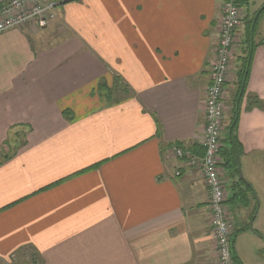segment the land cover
Here are the masks:
<instances>
[{"label": "crops", "instance_id": "obj_1", "mask_svg": "<svg viewBox=\"0 0 264 264\" xmlns=\"http://www.w3.org/2000/svg\"><path fill=\"white\" fill-rule=\"evenodd\" d=\"M263 3L242 0L221 142L243 23ZM221 11L222 0H61L46 28L0 34V264H213L203 175L170 148L203 155ZM254 40L237 127L251 189L220 166L236 264L235 236L264 242L253 228L263 218L264 18Z\"/></svg>", "mask_w": 264, "mask_h": 264}, {"label": "built area", "instance_id": "obj_2", "mask_svg": "<svg viewBox=\"0 0 264 264\" xmlns=\"http://www.w3.org/2000/svg\"><path fill=\"white\" fill-rule=\"evenodd\" d=\"M0 0V34L13 29L42 30L55 19V8L61 0ZM242 0H222L215 59L209 70L205 90V127L201 138L203 155L192 156L173 145L170 152L178 159L186 158L189 166L198 167L209 195L215 259L213 264H234L231 255L232 225L225 204V183L221 177V132L223 130V95L229 75L234 34L242 24ZM179 175V173H177Z\"/></svg>", "mask_w": 264, "mask_h": 264}, {"label": "trees", "instance_id": "obj_3", "mask_svg": "<svg viewBox=\"0 0 264 264\" xmlns=\"http://www.w3.org/2000/svg\"><path fill=\"white\" fill-rule=\"evenodd\" d=\"M240 5H242V1L240 2ZM262 18H264V3L259 7V9L255 12V14L252 17H250L248 20L246 19L247 21L243 23L247 26L245 27V29L247 28V30L245 32V37L242 42V45L244 46V50H243L244 52L242 56L237 58V63L234 68V77H235V80L233 82L234 94L230 99L229 115L226 124L224 126L225 137L221 142V149H220V156L222 159L221 165L227 166L228 168H231L233 172H238V173H239L238 170L239 155L241 153L240 143L237 138V127H238V121L240 115V107L245 95L246 86L250 75L253 53L255 48L258 45H260V43H255L254 35H255L256 26L259 20ZM240 182L241 184H244L249 189H251V186L245 180L242 179L240 180ZM232 236L233 235H231V239H230L231 255L233 262L236 264V259L234 258L232 252L233 250Z\"/></svg>", "mask_w": 264, "mask_h": 264}, {"label": "rangeland", "instance_id": "obj_4", "mask_svg": "<svg viewBox=\"0 0 264 264\" xmlns=\"http://www.w3.org/2000/svg\"><path fill=\"white\" fill-rule=\"evenodd\" d=\"M6 1L7 0H5L4 3ZM54 12L56 14V8ZM238 170H239V173L234 172V177L237 178V181L242 180V179L244 180L245 177H247L249 174L244 162L242 166H240L239 164ZM261 178H263V175H261ZM263 184H264V180H261L259 184L256 185V192L260 198L258 203L259 205H262L261 210H263V212L261 213V215L263 216V218L261 219L262 221L260 220L259 223L255 225V227H253L256 229L259 228L260 230H264V228L263 229L261 228L263 227L262 225L264 224V215H263L264 214V185ZM251 237L252 239L249 240L247 236H240V237L235 236V249L237 252V258L240 259L241 262H243L244 264H264V260H262L264 258V250H262L263 248H260L261 245H264V242L259 241L258 238L256 237L254 238V236H251ZM240 254L242 255L243 259L241 258Z\"/></svg>", "mask_w": 264, "mask_h": 264}]
</instances>
